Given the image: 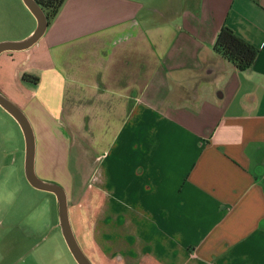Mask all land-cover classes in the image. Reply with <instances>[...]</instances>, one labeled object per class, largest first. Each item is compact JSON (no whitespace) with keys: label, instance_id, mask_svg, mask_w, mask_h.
<instances>
[{"label":"crops","instance_id":"0c3cea01","mask_svg":"<svg viewBox=\"0 0 264 264\" xmlns=\"http://www.w3.org/2000/svg\"><path fill=\"white\" fill-rule=\"evenodd\" d=\"M224 27L250 70L215 51ZM34 47L3 53L29 61L11 98L96 264H264V0H66Z\"/></svg>","mask_w":264,"mask_h":264},{"label":"rangeland","instance_id":"374dc122","mask_svg":"<svg viewBox=\"0 0 264 264\" xmlns=\"http://www.w3.org/2000/svg\"><path fill=\"white\" fill-rule=\"evenodd\" d=\"M36 27V19L23 0H0V43L22 41L30 36ZM33 48L30 53L37 51V47ZM19 54L16 55V60L8 54L0 56V93L9 100L21 90L12 77L21 71L24 63H29L24 62L25 58L19 59ZM15 104L21 108L18 103ZM25 149L21 127L0 107V252L4 247L10 250V254L0 253V261L4 258L1 255H4L6 262L10 263L77 264L59 227L56 196L34 189L25 177ZM77 154L78 150L74 149L70 174L77 179L75 202L81 203L85 193L94 194L97 191L79 188L82 173L77 165ZM38 176L59 186L68 178L67 173L60 170L52 173L39 172ZM96 203L94 208L97 210L98 195L94 197L93 204ZM82 205L84 208L81 206L82 209L78 210L83 217L81 223L74 213V205L69 209L70 221L83 252L92 264H96L87 240L81 234L87 229L85 225L88 222V217L83 216L85 205Z\"/></svg>","mask_w":264,"mask_h":264},{"label":"water","instance_id":"95a60500","mask_svg":"<svg viewBox=\"0 0 264 264\" xmlns=\"http://www.w3.org/2000/svg\"><path fill=\"white\" fill-rule=\"evenodd\" d=\"M26 7L35 17L37 27L26 39L18 42L0 43V55L7 52L27 51L37 45L49 27L45 13L35 0H23ZM0 107L10 114L22 129L25 140V177L28 183L39 191L53 194L57 198L59 227L64 241L77 264H92L80 247L70 221L68 196L61 186L40 179L35 171L36 142L31 123L25 113L11 100L0 93Z\"/></svg>","mask_w":264,"mask_h":264},{"label":"trees","instance_id":"16d2710c","mask_svg":"<svg viewBox=\"0 0 264 264\" xmlns=\"http://www.w3.org/2000/svg\"><path fill=\"white\" fill-rule=\"evenodd\" d=\"M41 7L47 17L49 25L58 16L66 0H35ZM215 51L221 54L225 59L233 63L238 70H250L258 56V50L238 37L233 30L224 27L219 33ZM24 79L37 82V78L27 77Z\"/></svg>","mask_w":264,"mask_h":264},{"label":"flooded vegetation","instance_id":"af4514ba","mask_svg":"<svg viewBox=\"0 0 264 264\" xmlns=\"http://www.w3.org/2000/svg\"><path fill=\"white\" fill-rule=\"evenodd\" d=\"M25 77V76H24Z\"/></svg>","mask_w":264,"mask_h":264}]
</instances>
